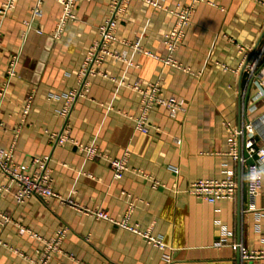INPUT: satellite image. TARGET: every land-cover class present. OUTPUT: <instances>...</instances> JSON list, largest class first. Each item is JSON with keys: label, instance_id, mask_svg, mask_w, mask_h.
<instances>
[{"label": "crops", "instance_id": "obj_1", "mask_svg": "<svg viewBox=\"0 0 264 264\" xmlns=\"http://www.w3.org/2000/svg\"><path fill=\"white\" fill-rule=\"evenodd\" d=\"M35 2L18 0L0 19V85L10 58H19L0 116V149L12 150L32 174L41 172L34 160L48 157L51 187L64 202L30 197L19 204L16 183L0 172V264L40 263L44 240L61 228L66 236L47 264H264L242 261L237 247L264 252V181L256 210L248 212L247 166L232 158L229 145L230 131L251 122L264 147V58L250 79L239 50L262 47L264 6L200 2L175 53L179 67H172L163 61L164 36L176 22L171 12L191 0H81L60 35L56 0H46L43 16L28 28ZM116 10L115 40L96 62ZM158 81L161 95L183 101L186 111L173 119L155 107L150 131H136L141 95L133 87ZM80 91L65 118L68 96ZM67 125L74 143L56 146L53 136ZM124 157L127 171L116 180L110 161ZM229 172L237 183L233 199L208 204L189 193L198 179Z\"/></svg>", "mask_w": 264, "mask_h": 264}, {"label": "built area", "instance_id": "obj_2", "mask_svg": "<svg viewBox=\"0 0 264 264\" xmlns=\"http://www.w3.org/2000/svg\"><path fill=\"white\" fill-rule=\"evenodd\" d=\"M46 0H36L34 7L31 9L30 21L26 22L29 29L32 28V23L43 16V4ZM62 7L63 16L58 23V35L61 34L64 26L69 21L76 20V7L81 0H56ZM205 0H191V3L185 7L179 8L177 11L171 12L176 17V22L171 31L164 36V45L167 49V55L163 60L166 65L172 67H179L175 53L183 43L185 37V30L189 26L195 7L200 2ZM264 6V0H252ZM18 0H3L0 7V19L9 16L17 7ZM116 13L107 22L102 30V39L100 49H103L101 54L94 56L95 61L103 60V53H107V45L115 40L114 30L116 27ZM38 33H41L38 31ZM3 38L0 30V43ZM240 52L244 53V63L242 65L250 79H255L257 76V69L264 58V43L259 49H252L239 46ZM18 56H12L9 60L7 70L0 85V116L2 114L4 102L7 98L9 88L12 85L14 78L17 77ZM160 81L152 84L148 89H142L138 84H135L133 89L141 95V109L137 117L133 119L134 128L136 131L148 133L151 126L148 123V116L155 107H162L167 112L170 118H177L178 115L185 113L183 101L177 100L174 97H163L160 92ZM84 86V84H83ZM82 94L70 93L68 96V106L62 111L65 118L69 117V112L72 104ZM263 95V94H261ZM33 101V94L31 93L25 102L24 114L27 115L30 111ZM230 155L241 165L247 166L245 182L246 193L248 199L247 211L252 212L256 210V201L260 194L264 181V147L260 146L255 139V126L251 122L244 123L239 128L230 131ZM53 140L56 146L62 147L67 143H74L69 137V126H65L59 135H54ZM82 151L89 154L91 158L100 157V153L95 148H88L80 146ZM247 152L248 157L243 156V152ZM256 155L257 161L253 165H247L248 159ZM48 157L42 159H35L34 164L41 169L40 173H30L24 165H18L15 162L12 150L0 149V172L6 175L17 185V192L15 200L22 204L30 197H37L44 201L49 199H57L62 202L63 199L53 191L51 187L50 175L47 172L46 162ZM110 167L114 173V179H122L127 171L126 157L122 159H113L110 161ZM257 173L256 179H250L251 174ZM237 191V183L233 173H228L223 179H198L194 182L189 193L196 197L199 201L208 204H214L222 200L233 199ZM96 217L109 220L108 215L104 211H97L94 213ZM116 222V221H115ZM132 232L141 235L146 239L148 244L157 247L160 250H165L166 246L159 240L147 233H140L135 228H129ZM67 229L61 228L56 235L50 240H44L45 251L42 255L41 262L38 264H47L50 257L60 251V246L64 241ZM36 236V235H34ZM241 252V258L244 262L264 260V252H250L242 245H237ZM37 264V263H36Z\"/></svg>", "mask_w": 264, "mask_h": 264}, {"label": "water", "instance_id": "obj_3", "mask_svg": "<svg viewBox=\"0 0 264 264\" xmlns=\"http://www.w3.org/2000/svg\"><path fill=\"white\" fill-rule=\"evenodd\" d=\"M243 156H244V157H248L247 152L244 151V152H243ZM257 159H258V157H257L256 155H254L253 158L248 159V161H247V165H253V164L257 161Z\"/></svg>", "mask_w": 264, "mask_h": 264}, {"label": "clouds", "instance_id": "obj_4", "mask_svg": "<svg viewBox=\"0 0 264 264\" xmlns=\"http://www.w3.org/2000/svg\"><path fill=\"white\" fill-rule=\"evenodd\" d=\"M257 175H258L257 173L251 174L250 179H253V180L256 179Z\"/></svg>", "mask_w": 264, "mask_h": 264}]
</instances>
